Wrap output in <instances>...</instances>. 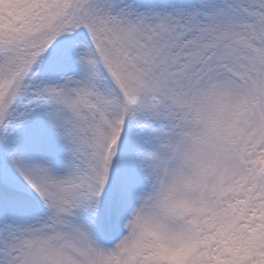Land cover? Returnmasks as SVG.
Returning a JSON list of instances; mask_svg holds the SVG:
<instances>
[{
	"label": "rangeland",
	"instance_id": "rangeland-1",
	"mask_svg": "<svg viewBox=\"0 0 264 264\" xmlns=\"http://www.w3.org/2000/svg\"><path fill=\"white\" fill-rule=\"evenodd\" d=\"M72 2L0 0V264H264V0Z\"/></svg>",
	"mask_w": 264,
	"mask_h": 264
},
{
	"label": "trees",
	"instance_id": "trees-1",
	"mask_svg": "<svg viewBox=\"0 0 264 264\" xmlns=\"http://www.w3.org/2000/svg\"><path fill=\"white\" fill-rule=\"evenodd\" d=\"M72 10H73V6H72V7H70V8H68V16H69V15H71V13H72Z\"/></svg>",
	"mask_w": 264,
	"mask_h": 264
},
{
	"label": "bare ground",
	"instance_id": "bare-ground-1",
	"mask_svg": "<svg viewBox=\"0 0 264 264\" xmlns=\"http://www.w3.org/2000/svg\"><path fill=\"white\" fill-rule=\"evenodd\" d=\"M200 153V149L197 151V155Z\"/></svg>",
	"mask_w": 264,
	"mask_h": 264
}]
</instances>
